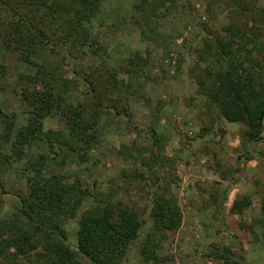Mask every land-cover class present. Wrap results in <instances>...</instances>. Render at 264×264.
<instances>
[{"label": "rangeland", "instance_id": "rangeland-1", "mask_svg": "<svg viewBox=\"0 0 264 264\" xmlns=\"http://www.w3.org/2000/svg\"><path fill=\"white\" fill-rule=\"evenodd\" d=\"M136 2H104L101 14L89 26L94 41L100 44L93 53L86 52L79 66L61 60L57 54L66 56L69 50H64L52 33L53 44L37 40L44 46L34 61L62 71L63 84L66 76L72 80L70 85L78 78L84 83L82 69L89 73L99 66L101 55L109 57L106 69L120 70L135 53L147 58V64L135 76L136 82L130 78L132 74L120 72L122 89L110 88L102 96L103 107L96 109L100 136L96 148L87 153V161H77L78 155L68 154L55 157L52 163L46 147L38 145L4 175L0 220H10L19 206L11 194L26 189L20 180L25 163L37 161L43 154L50 158L48 175L60 174L89 194L75 217L64 223L73 249L82 215L104 199L105 203L136 209L143 221L144 229L132 243L124 264H225L221 256L226 247L242 257L244 264H264V142L245 145L240 136L244 125L223 118L198 85L203 71L214 66L209 56L199 62L198 52L206 48L207 40L221 36L227 43L228 29L236 27L247 33L257 18L262 21L264 42V0H177L174 13L172 7L161 8L158 16L144 25L135 21ZM11 19L10 9L0 5V21H4L0 27L5 24L3 29H7ZM149 28H157V33ZM3 40L1 36L0 67H6L8 81H0V108L16 113L20 127L27 115L15 96L16 87L10 88V84L19 74L32 70L22 64L18 54L5 50ZM99 48L102 51L95 56ZM247 48L253 51V46ZM254 57L264 61V52L261 56L255 52ZM76 70L81 76L76 77ZM129 85L131 88H126ZM92 98L85 90L73 91L68 93L66 104L84 106L89 119L94 110L88 106ZM65 122L54 113L43 120L44 131H66ZM156 198L177 204L182 215L178 230H161L156 225L152 218ZM150 236L154 242L148 241Z\"/></svg>", "mask_w": 264, "mask_h": 264}, {"label": "trees", "instance_id": "trees-1", "mask_svg": "<svg viewBox=\"0 0 264 264\" xmlns=\"http://www.w3.org/2000/svg\"><path fill=\"white\" fill-rule=\"evenodd\" d=\"M105 1L0 0V5L9 8L13 14L7 29H3L5 24L0 27L4 48L18 54L22 64L32 70V73L19 74L16 82L10 84V88L16 87H13L14 93L19 96L27 115L26 123L18 127L17 114L5 113L0 108L1 189L4 175L12 172L16 163L25 161L34 146L46 147L52 163L57 160L55 157H67L68 154L78 155L77 161H87V153L96 148L100 136V118L96 109L103 107L102 96L110 88L122 89L124 82L118 80L120 72L132 74L130 78L136 82L135 76H139L140 68L146 66L147 58L135 53L125 65H120L121 71L106 69L109 57L101 55L99 66L89 73L82 69L85 75L82 86L79 78L70 85L72 80L68 76L66 84L61 83L62 71L34 61L44 46L43 41L37 40L43 38L53 44L55 40L49 36L52 33L61 47L69 50L66 56L62 52L57 54L61 60L69 66H79L87 56L86 52L93 53L100 44L94 41L89 26L101 14ZM176 3L177 0H137L135 21L142 25L149 23L152 17L158 16L161 8L168 10L172 7L174 13ZM258 20L251 21L253 26L247 33L236 27L228 29L227 43L221 36L207 40L206 48L198 52L199 62L209 56L214 65L203 71L199 87L223 118L244 125L245 130L240 136L245 145L264 142V61L254 57L255 52L260 56L264 52L263 26ZM149 31L156 34L157 28H149ZM142 33L147 36L146 31L142 30ZM250 46L253 51H248ZM101 51L99 48L94 55ZM7 72L6 67H0V81H8ZM82 73L75 71L76 77ZM129 86L126 88H131ZM84 90L93 94L88 106L94 110L89 119V110L84 106L66 104L68 93ZM54 113L65 118L66 131H44L43 120ZM50 158L41 154L37 161L25 163L20 180L26 189L11 194L19 206L10 220H0V264H124L132 243L144 229L140 214L132 207L105 203L100 199L82 215L76 249L71 248L64 223L67 218L75 217L89 194L87 190L69 184L60 174L48 175L46 168ZM64 162L63 159L61 165ZM152 218L161 230L166 231L178 230L182 221L177 204L163 198L154 199ZM148 239L149 242L155 241L151 236ZM234 239L241 248L240 241ZM147 253L151 254L149 249ZM147 253L144 254L147 256ZM221 257L225 264H244L242 257L235 256L230 247L224 249Z\"/></svg>", "mask_w": 264, "mask_h": 264}]
</instances>
